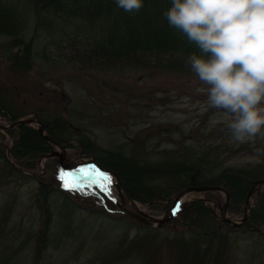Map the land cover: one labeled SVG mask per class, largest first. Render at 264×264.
<instances>
[{"label": "rangeland", "instance_id": "1", "mask_svg": "<svg viewBox=\"0 0 264 264\" xmlns=\"http://www.w3.org/2000/svg\"><path fill=\"white\" fill-rule=\"evenodd\" d=\"M32 24L31 20L25 30L14 32L20 41L33 42V65L29 69L26 66L17 72L11 69L12 38L0 34V97L6 106V115L0 112V125H9L11 113L21 118L36 117L42 123L59 119L73 128L74 133H68L73 145L76 136L83 134L100 147L101 154L122 148L126 156L147 163L172 157L211 168L214 173L226 167L251 166L264 161V137L244 143L232 138L227 128L228 118L207 106L205 93H197L196 89L203 85L181 53L159 54L158 50H152L113 58L111 52L97 49L90 38L69 33L65 37H45L34 33ZM11 27L8 19L0 17V30L12 32ZM15 45L18 46L14 50L24 47L23 43ZM174 59L179 60L183 71L179 66L174 70L155 66L156 61ZM0 130L5 133L1 142L6 159L13 139L3 127ZM60 150L51 144L47 154ZM62 151L64 158L39 157L36 169L30 170L34 174L13 171L0 156V260L4 255L10 264H134L138 255L132 249L122 256L118 251L107 263L101 260L105 253L100 259L103 250L115 248L119 240L126 243L143 234L145 226L142 228L119 209L134 208L126 200L117 198L121 206L105 203L97 197L85 196L84 190L58 182L53 175L55 167H48L46 162L53 160L63 165L66 161H76L79 165L68 170L79 174L93 169L92 165L81 162L97 160L95 152L83 153L75 146ZM118 160L116 164L131 170L133 184L144 185V177L126 166L129 159ZM69 166L73 165L69 163ZM84 180V186L95 184L108 197L112 191L113 195L117 194L116 189L108 187L111 192L106 191L91 178ZM121 189L128 196L122 186ZM41 192L46 196L40 197ZM179 193L180 190L174 191L159 209L131 200L138 203L140 211L163 218L169 212L166 205ZM219 195L224 201V194ZM255 196L253 193L248 203V215ZM200 197L206 198V194L190 193L182 199ZM206 200L219 219L222 203ZM65 201L71 205L72 217L66 222L67 231L61 234L55 223L64 222L57 213L65 209ZM245 207L244 203L240 212L229 213L228 217L241 222ZM49 224V234L54 238L49 237L50 243L40 256L36 255V232L40 229L48 232L43 227ZM168 229L164 224V236ZM254 235H234L228 264H264V241ZM161 236L153 241L157 250L149 264H177L173 250L159 240Z\"/></svg>", "mask_w": 264, "mask_h": 264}, {"label": "trees", "instance_id": "2", "mask_svg": "<svg viewBox=\"0 0 264 264\" xmlns=\"http://www.w3.org/2000/svg\"><path fill=\"white\" fill-rule=\"evenodd\" d=\"M170 6V0H143V7L139 11L127 12L117 8L114 0H0V17L8 19L12 25L10 30H13L12 32L0 30V34L12 38L9 64L16 72L21 70V66L29 69L33 65L32 40L20 41L14 35L17 31L25 30L31 20L32 30L36 34L45 37L52 35L65 37L69 33L90 38L97 49L101 52H111L113 58L152 50H158L159 54L179 52L185 59L194 51L199 54V50L187 40L186 36L168 25L163 13ZM19 43H23L24 47L14 50L18 46L15 44ZM156 62V67L168 66L169 70H174L178 66L180 69L183 68L182 65H178L179 60L176 59ZM5 108L4 101L0 97V112L4 116ZM19 117H21L19 114L11 113V117L8 118L16 120ZM61 122V120L55 123L44 122L45 130L65 147L75 146L83 153L95 152L99 164L117 174L126 194L134 200L147 204L151 209L161 208L159 206L163 201H167L174 191L183 187L218 185L224 187L230 195L228 212L238 213L253 182L264 176V161L251 166L226 167L214 173L211 168H202L198 164L178 161L172 157L147 163L126 156L122 148L101 154L100 147L83 134L76 136L75 145L70 143L72 137L70 138L68 133L74 131L71 130L69 123ZM7 132L13 139L10 148L11 158L25 170L36 169L39 157L51 150V143L27 124L10 128ZM4 138L5 136L0 132V139ZM1 140L0 156L9 166L5 160V149ZM118 159H129L126 166L133 167L136 174L144 177V185L133 184L135 179L131 178V170L116 164L117 161L119 162ZM46 165L50 168L55 167L54 177L61 173L55 161L46 162ZM204 193L205 199L210 198L223 205L219 192ZM39 195L46 196L45 192ZM205 199L197 198L183 203L177 216L166 224L169 228L166 232L169 233L165 236L162 227L155 229L136 221L142 225V228L145 226L143 234L126 243L122 239L119 240L115 248L110 247L106 251L104 249L100 259L105 253L101 260L107 263L110 257L117 256L118 251L122 256L132 249L138 255L134 264H149V261L152 262L155 258L157 250L153 241L163 235L159 240L166 242L173 250L174 262L177 264H228L230 261L228 251L233 244L234 235L256 234L254 236L264 241V187L256 193L250 215L239 227H232L217 219L212 206ZM170 203L171 201L168 204ZM64 205L65 209L57 213L64 222L58 220L55 223L57 231L61 234L67 231L69 223L66 222L72 217L69 210L70 203L65 201ZM47 219L50 221V216ZM53 221L50 223L52 224ZM51 224L43 227L44 230L48 229V232L41 229L36 232V255L40 256L50 243L49 237L54 238L49 234ZM4 257L3 255L1 258L2 264H10L8 257Z\"/></svg>", "mask_w": 264, "mask_h": 264}, {"label": "clouds", "instance_id": "3", "mask_svg": "<svg viewBox=\"0 0 264 264\" xmlns=\"http://www.w3.org/2000/svg\"><path fill=\"white\" fill-rule=\"evenodd\" d=\"M139 11L143 0H114ZM168 25L199 50L187 64L203 87L207 106L228 118L240 143L264 137V0H170Z\"/></svg>", "mask_w": 264, "mask_h": 264}, {"label": "water", "instance_id": "4", "mask_svg": "<svg viewBox=\"0 0 264 264\" xmlns=\"http://www.w3.org/2000/svg\"><path fill=\"white\" fill-rule=\"evenodd\" d=\"M35 122H38L39 124H41V127L38 129L39 133L43 136H45L49 141L55 143V144H58L54 139L48 137L47 135H45V132H44V127L42 125V123L40 121H37V119L35 118H28V119H20L18 121H15L14 123H12L11 125L12 126H17L19 124H22V123H35ZM262 185H264V177L261 178V179H258L256 180L251 189L249 190L248 192V195H247V198L245 200V203L248 204L249 203V198L251 197V195L253 194V192L257 189H259ZM201 191H224L226 193V202L224 204V206L222 207L221 209V215H222V219L234 226H237L239 225V223H236V222H233L231 219L227 218L226 216V211H227V206H228V203H229V200H230V197L228 195V193L220 186H210V185H207V186H190V187H187L185 189H183L179 195L175 198L174 200V203L173 205L175 206L176 208V212H177V205L180 204L181 200H182V196L184 195H187L189 193H192V192H201ZM126 212L132 214L135 218L149 224V225H152V224H158V225H161L163 223H166L169 221V219L171 218V216L169 217H164V218H157V217H152L150 215H146L144 213H141L139 210L138 212L141 213V215L139 214H136V213H133L129 210H126ZM247 217V207L245 208L244 210V219Z\"/></svg>", "mask_w": 264, "mask_h": 264}, {"label": "bare ground", "instance_id": "5", "mask_svg": "<svg viewBox=\"0 0 264 264\" xmlns=\"http://www.w3.org/2000/svg\"><path fill=\"white\" fill-rule=\"evenodd\" d=\"M53 123H55V122H58L59 121V119H52L51 120ZM35 126L37 127V128H40L41 127V124H39L38 122H36L35 123ZM10 128H15L14 126H12V125H9L8 127H7V131L10 129ZM60 151H62V150H60ZM58 152V151H53L52 152V154L51 155H49V154H47V153H44L43 155H41L40 157H42V156H47V157H49V156H54V155H58V156H61V157H63L64 158V155H62V153L61 152ZM62 152H64V151H62ZM41 159V158H40ZM69 163L71 164V165H73V166H69ZM81 163H86L87 165H92V166H96V163H95V161L93 160V159H85L83 162H81ZM79 165V163L78 162H76V161H66V162H64L63 163V166L65 167V168H70V167H75V166H78ZM16 169L17 170H19L20 172L19 173H27L28 172V174H34L32 171H30V170H25V169H23L22 167H20L19 165H17V167H16ZM56 172V171H55ZM54 172V173H55ZM108 177H110V182L109 183H106L105 182V180L102 178V177H99V179H97L96 180V183L99 185V186H102V187H104V186H107V184H108V187L111 189V190H114L115 191V189H116V191H117V194H118V196H117V194H115V197L116 198H120V199H122V200H126V202L128 203V204H130L131 206H135V207H137L138 206V203H133V202H131V201H129L128 199H127V197H126V195L124 194V193H122L121 192V190L117 187V179L113 176V175H109ZM112 193H113V191H112ZM170 213H168V215H169Z\"/></svg>", "mask_w": 264, "mask_h": 264}, {"label": "snow or ice", "instance_id": "6", "mask_svg": "<svg viewBox=\"0 0 264 264\" xmlns=\"http://www.w3.org/2000/svg\"><path fill=\"white\" fill-rule=\"evenodd\" d=\"M97 174H98V175H102V176L105 175V174H103V173H99L98 170H97ZM68 175H71V174H68ZM105 179L108 180V181L110 182V177L105 176ZM178 208H179V205H177V210H178Z\"/></svg>", "mask_w": 264, "mask_h": 264}]
</instances>
